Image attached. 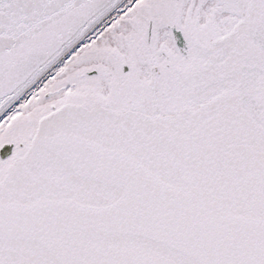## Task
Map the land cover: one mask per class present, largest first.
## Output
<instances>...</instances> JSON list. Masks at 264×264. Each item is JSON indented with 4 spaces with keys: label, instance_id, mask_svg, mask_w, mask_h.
Wrapping results in <instances>:
<instances>
[{
    "label": "snow or ice",
    "instance_id": "6c2138e0",
    "mask_svg": "<svg viewBox=\"0 0 264 264\" xmlns=\"http://www.w3.org/2000/svg\"><path fill=\"white\" fill-rule=\"evenodd\" d=\"M0 264H264V0H0Z\"/></svg>",
    "mask_w": 264,
    "mask_h": 264
}]
</instances>
